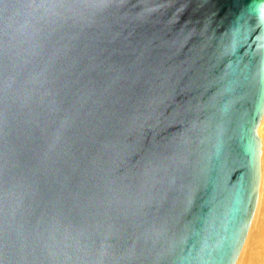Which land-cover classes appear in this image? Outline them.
Returning a JSON list of instances; mask_svg holds the SVG:
<instances>
[{
	"label": "water",
	"instance_id": "1",
	"mask_svg": "<svg viewBox=\"0 0 264 264\" xmlns=\"http://www.w3.org/2000/svg\"><path fill=\"white\" fill-rule=\"evenodd\" d=\"M263 110L264 0H0V264H234Z\"/></svg>",
	"mask_w": 264,
	"mask_h": 264
},
{
	"label": "bare ground",
	"instance_id": "2",
	"mask_svg": "<svg viewBox=\"0 0 264 264\" xmlns=\"http://www.w3.org/2000/svg\"><path fill=\"white\" fill-rule=\"evenodd\" d=\"M263 131H264V110H263V114H262V117L260 119V122L258 124V127H257V132L261 138L260 180H259V184H258V194H257V199H256L253 215H252L247 233L245 235V239L243 241L242 247H241V249L237 255V258H236L234 264H264V241H263V237H260V239H256L253 241L250 238L251 226L253 227L252 224H254V222L258 216L257 215L258 209H259V206L261 205L260 202H261V191L262 190L260 188H261V184H263V182H264V161H263L264 139L262 136ZM263 225H264V223H263ZM248 247L254 249V251H252V249H250V251H251L250 257L249 256L245 257V253L248 250L247 249Z\"/></svg>",
	"mask_w": 264,
	"mask_h": 264
},
{
	"label": "rangeland",
	"instance_id": "3",
	"mask_svg": "<svg viewBox=\"0 0 264 264\" xmlns=\"http://www.w3.org/2000/svg\"><path fill=\"white\" fill-rule=\"evenodd\" d=\"M263 139H264V131L262 133ZM263 161H264V151H263ZM261 202H260V206L258 209V213H257V218L254 222L253 227L251 226V232H250V238L251 240H256V239H260V237H263V241H264V225H263V221H264V182L263 184H261ZM263 200V201H262ZM250 240V241H251ZM248 250L245 253V257H250L251 255V251L250 247L247 248ZM252 251H254V249H252Z\"/></svg>",
	"mask_w": 264,
	"mask_h": 264
}]
</instances>
